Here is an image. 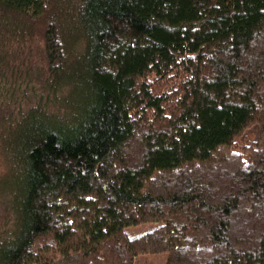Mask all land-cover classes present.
I'll return each mask as SVG.
<instances>
[{"label":"trees","instance_id":"trees-1","mask_svg":"<svg viewBox=\"0 0 264 264\" xmlns=\"http://www.w3.org/2000/svg\"><path fill=\"white\" fill-rule=\"evenodd\" d=\"M0 81V264H264V0H0Z\"/></svg>","mask_w":264,"mask_h":264},{"label":"rangeland","instance_id":"rangeland-1","mask_svg":"<svg viewBox=\"0 0 264 264\" xmlns=\"http://www.w3.org/2000/svg\"><path fill=\"white\" fill-rule=\"evenodd\" d=\"M27 49V48H26ZM33 63H34V61H33ZM33 65H35V64H33ZM11 77V76H10ZM0 85H1V81H0Z\"/></svg>","mask_w":264,"mask_h":264}]
</instances>
